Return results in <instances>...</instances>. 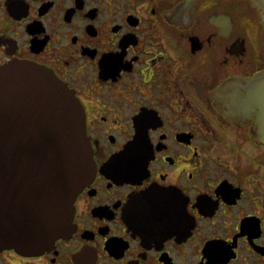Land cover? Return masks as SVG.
<instances>
[{"label": "flooded vegetation", "instance_id": "1", "mask_svg": "<svg viewBox=\"0 0 264 264\" xmlns=\"http://www.w3.org/2000/svg\"><path fill=\"white\" fill-rule=\"evenodd\" d=\"M14 62L74 92L97 171L69 237L0 264H264V144L220 94L264 69L252 0H0Z\"/></svg>", "mask_w": 264, "mask_h": 264}, {"label": "water", "instance_id": "2", "mask_svg": "<svg viewBox=\"0 0 264 264\" xmlns=\"http://www.w3.org/2000/svg\"><path fill=\"white\" fill-rule=\"evenodd\" d=\"M252 1L264 20V0ZM223 93L232 98L227 117L255 118L251 135L264 144V69ZM95 174L74 92L40 65L0 67V249L37 255L69 237L75 200Z\"/></svg>", "mask_w": 264, "mask_h": 264}]
</instances>
